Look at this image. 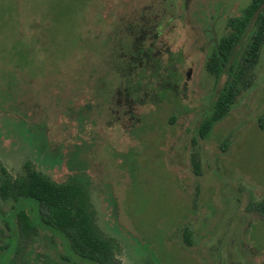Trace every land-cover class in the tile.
<instances>
[{
    "label": "rangeland",
    "instance_id": "rangeland-1",
    "mask_svg": "<svg viewBox=\"0 0 264 264\" xmlns=\"http://www.w3.org/2000/svg\"><path fill=\"white\" fill-rule=\"evenodd\" d=\"M94 1L0 0V164L16 177L30 161L56 182L82 172L97 224L116 241L123 264H264V216L251 208L264 203V46L253 85L208 138L192 142L224 82L206 71L208 52L227 35L226 20L239 16L250 0H184V10L183 0L162 3L166 15L156 46L178 54L180 93L153 108L139 107L143 120L137 123H117L109 105H100L89 70L81 79H69L80 69L71 55L68 60L53 51L41 62L44 52L36 47L25 52L19 43L14 54L2 57L10 37L31 33L26 24L42 15L60 24L45 37L59 35L67 46L71 13L80 16ZM105 22L108 30L116 21ZM192 155L200 162L199 176ZM12 205L0 199V264L10 248L6 222ZM185 229L191 246L183 242ZM38 232L34 243L15 247L8 264H89L61 261L62 240L42 227Z\"/></svg>",
    "mask_w": 264,
    "mask_h": 264
},
{
    "label": "trees",
    "instance_id": "trees-1",
    "mask_svg": "<svg viewBox=\"0 0 264 264\" xmlns=\"http://www.w3.org/2000/svg\"><path fill=\"white\" fill-rule=\"evenodd\" d=\"M105 1L113 0H98L93 4H87L86 11L80 16L74 15L75 12L71 13L72 24L69 27L72 34H69L67 46H61L59 35L49 34L50 37H45L48 30L54 33L59 23L51 22L53 18L49 21L42 15L26 24L32 30L31 33L24 31L23 34L10 37L9 47H3L2 57H10L14 54L20 46L19 43L24 46L25 52L35 51V47L37 52H44L41 62H48L53 51L60 56L68 57V60L71 55V58L75 57L79 60L80 69L73 73L71 78L68 74H64L63 69L64 79L69 78L74 81L76 77L81 79L86 70H89L90 79L95 78L94 83L96 82L91 92L100 98V105L113 104L117 99L115 95L117 91L128 94L134 108L149 105L153 108L166 98L168 101V98L176 97V92L171 93L170 87L161 85L159 88H153L149 79L145 83L129 84L128 79L120 78H127L128 73L120 76L108 68L110 64H114L110 62L121 60L120 47L126 50L130 45L124 44L123 38L116 34L115 27L108 30L104 28L107 25L101 12ZM227 24L231 27V31L213 47L205 65L206 71L217 83L222 77H224V82L215 92L209 110L199 121L196 135L192 137L195 145L199 139L205 140L209 137L213 128L229 115L237 97L254 83V71L264 46V0H250L240 15L227 21ZM94 27L101 29L99 32L98 30L93 32ZM34 30L36 32H33ZM246 38L242 56L237 58L236 51ZM50 40L51 43L47 47L46 43ZM118 42L123 45H119ZM26 55L24 53L25 60ZM5 60L8 61V58ZM86 64L91 66L83 70ZM124 71L120 65L117 66L118 73L123 74ZM111 73L116 75V78L119 77L118 81L116 80L118 87L105 84ZM99 82L104 85L100 86ZM98 98L95 96L94 100ZM86 108H89V105ZM175 116L173 114L170 117L171 123ZM142 120L143 117L139 121ZM191 164L194 174L199 176L200 162L194 155H192ZM82 174V172L73 173L68 175L63 182H56L27 161L23 164V171L13 177L0 164V199L13 203L11 217L6 222L10 231L8 239L10 248L5 247L7 260L4 257L1 264H8L9 255H12L15 247L18 250L23 245H27V242L34 243L38 238L40 227L49 230L53 237L55 234L56 238L59 237L62 240V249L66 251L64 254L59 253V259L65 263L74 259L89 264H123L116 255V241L107 236L97 224L89 186L83 180ZM30 206L36 207L35 214L29 208ZM251 208L264 216L263 202ZM54 238H51L53 243ZM183 240L186 246H191V238L186 229Z\"/></svg>",
    "mask_w": 264,
    "mask_h": 264
},
{
    "label": "flooded vegetation",
    "instance_id": "flooded-vegetation-1",
    "mask_svg": "<svg viewBox=\"0 0 264 264\" xmlns=\"http://www.w3.org/2000/svg\"><path fill=\"white\" fill-rule=\"evenodd\" d=\"M166 2L170 4V6L174 5L173 1L166 0L144 2L125 1L116 4L111 3V1H105L102 6L101 15L106 19L116 21L113 24L115 29H117L115 30L116 34L123 38L124 44L130 45L126 50L120 47L121 60L119 62H110L114 64H110L108 68L113 70V72L115 71L114 74L120 76H125V74L128 73L127 78H120L128 79L129 84H141L149 79L153 88H159L161 85H164L171 88V93L176 92L175 94L179 95L181 77L176 67V65L179 64L176 62V56L178 54L174 55V53H171L167 48H158L156 46V40L160 37L159 28H161L162 21L166 15L163 8V5L167 4ZM187 4L188 1H181L180 8L184 10ZM232 18L235 17L228 18L226 23ZM225 28V31L228 33L231 31V27L228 24ZM207 30L208 28L205 27V35H209V33L206 34V32H208ZM218 30L220 32L221 29ZM223 36L221 35L219 37L217 43ZM148 42L149 44L146 45ZM217 43H215V45ZM118 44L121 45L122 43L118 42ZM215 45H213L210 52H208L209 56ZM165 54L167 55L166 58H164ZM118 65L121 66L122 70H125L123 74L117 72ZM118 78L119 77L116 78V75L114 76L111 73L105 84L110 86L116 85V87H118V82H116ZM99 85L101 86L104 84L99 82ZM115 95L117 99L111 104L114 108L111 107L110 104H107V106L109 105V111L116 114L115 121L119 123L125 121L132 123L133 120L139 122L140 118L138 117L137 109L143 106L134 108V104L131 103L128 97L129 95L123 91H117ZM167 97H169L168 94Z\"/></svg>",
    "mask_w": 264,
    "mask_h": 264
}]
</instances>
